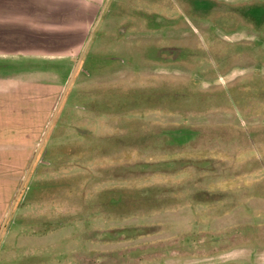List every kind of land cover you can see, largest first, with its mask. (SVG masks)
I'll return each mask as SVG.
<instances>
[{"label": "rangeland", "instance_id": "374dc122", "mask_svg": "<svg viewBox=\"0 0 264 264\" xmlns=\"http://www.w3.org/2000/svg\"><path fill=\"white\" fill-rule=\"evenodd\" d=\"M66 1L0 0V264H264V0Z\"/></svg>", "mask_w": 264, "mask_h": 264}, {"label": "crops", "instance_id": "0c3cea01", "mask_svg": "<svg viewBox=\"0 0 264 264\" xmlns=\"http://www.w3.org/2000/svg\"><path fill=\"white\" fill-rule=\"evenodd\" d=\"M72 1L63 6H67V10L70 7L72 8L75 5ZM52 2H55V0H52ZM10 68V65L7 63H0V72L8 76L4 75L3 77L5 79L0 80V165L10 164L12 162L11 158L14 156L17 157V154L21 156L22 149H27V111L21 108V101L22 98L27 96L26 91L28 90V82L16 78L13 80L9 77L10 73L13 74ZM15 70V74L19 76L18 78L27 76L28 74L31 76L36 74L34 78H41L44 75V72H38L33 69L18 68ZM22 84H24L23 87ZM12 99H15L16 102L18 101V106L14 108L10 104V106L6 108L3 103H5L6 100L11 102ZM20 109H22V112ZM8 117H12V119H8ZM20 158L16 161H22L25 164L28 163L27 152L24 154L23 160H20Z\"/></svg>", "mask_w": 264, "mask_h": 264}, {"label": "trees", "instance_id": "16d2710c", "mask_svg": "<svg viewBox=\"0 0 264 264\" xmlns=\"http://www.w3.org/2000/svg\"><path fill=\"white\" fill-rule=\"evenodd\" d=\"M112 204H116L115 203V201L112 199ZM138 212H142V211H138ZM139 214H141V213H139ZM132 215L134 216V213H132ZM132 215H127L126 217H122V218H125V219H127V218H132L133 216Z\"/></svg>", "mask_w": 264, "mask_h": 264}]
</instances>
